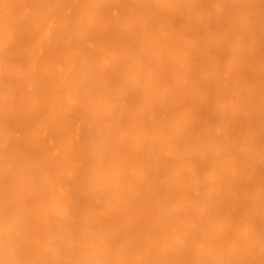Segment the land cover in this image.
I'll use <instances>...</instances> for the list:
<instances>
[{"label":"bare ground","instance_id":"6f19581e","mask_svg":"<svg viewBox=\"0 0 264 264\" xmlns=\"http://www.w3.org/2000/svg\"><path fill=\"white\" fill-rule=\"evenodd\" d=\"M262 260L264 0H0V264Z\"/></svg>","mask_w":264,"mask_h":264},{"label":"snow or ice","instance_id":"6c2138e0","mask_svg":"<svg viewBox=\"0 0 264 264\" xmlns=\"http://www.w3.org/2000/svg\"><path fill=\"white\" fill-rule=\"evenodd\" d=\"M214 144H216L215 136H213V138H211L209 140H206L203 144L200 145V147L203 149H208V148L212 147ZM97 264H107V262L99 261V262H97ZM260 264H264V260H262L260 262Z\"/></svg>","mask_w":264,"mask_h":264}]
</instances>
